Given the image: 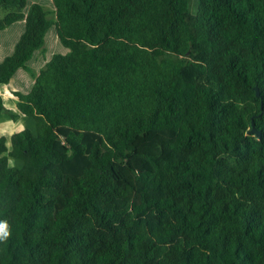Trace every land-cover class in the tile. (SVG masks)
<instances>
[{
    "label": "trees",
    "instance_id": "trees-1",
    "mask_svg": "<svg viewBox=\"0 0 264 264\" xmlns=\"http://www.w3.org/2000/svg\"><path fill=\"white\" fill-rule=\"evenodd\" d=\"M53 3L0 0V264H264V0Z\"/></svg>",
    "mask_w": 264,
    "mask_h": 264
},
{
    "label": "rangeland",
    "instance_id": "rangeland-1",
    "mask_svg": "<svg viewBox=\"0 0 264 264\" xmlns=\"http://www.w3.org/2000/svg\"><path fill=\"white\" fill-rule=\"evenodd\" d=\"M49 30V29H48ZM55 35V37L52 35ZM48 38L46 48L42 52V56L49 59L54 53L66 51L67 48L61 43L59 37L54 29L48 32ZM55 38V39H54ZM57 41V44L55 43ZM33 68V67H32ZM35 69V68H33ZM37 71V69H35ZM39 70V69H38ZM24 76H27L30 81H34L31 73L28 70L20 68V70L14 74L13 79L8 84L3 85L2 93L4 99V109L1 113V131L6 135H10L12 132L22 130L23 128H35V121L32 117L22 114L16 106V97L11 94V88L20 89L23 92H27L30 89V85H27V81H24ZM29 86V87H27ZM13 164H20V160H12Z\"/></svg>",
    "mask_w": 264,
    "mask_h": 264
},
{
    "label": "crops",
    "instance_id": "crops-1",
    "mask_svg": "<svg viewBox=\"0 0 264 264\" xmlns=\"http://www.w3.org/2000/svg\"><path fill=\"white\" fill-rule=\"evenodd\" d=\"M30 3L31 2H39L44 4L47 7L53 8L54 7V3L53 0H28ZM3 11L0 7V17L2 16ZM25 29V20L21 19L18 21L13 22L12 24H10L9 26L5 27L4 29H0V60H3L5 58V56L11 54L14 50V47L17 43V41L19 40L21 34L23 33ZM51 29H55L54 26L50 27L49 30L46 33V43H47V38H48V32ZM57 34V33H56ZM55 37V35L53 34L52 37ZM55 39V38H54ZM55 43L57 44V41L55 40ZM47 50V48H45ZM65 52V51H63ZM42 52H40L39 50H36L33 54V56L29 59L28 61V65H30L31 67L35 68V69H40L45 62L48 60L47 58L42 56ZM24 69V68H23ZM20 70V68L15 72V74ZM25 70V69H24ZM24 81L30 85V88L33 84V81H30L29 78L27 76H24ZM29 87V86H27ZM30 90V89H29Z\"/></svg>",
    "mask_w": 264,
    "mask_h": 264
},
{
    "label": "clouds",
    "instance_id": "clouds-1",
    "mask_svg": "<svg viewBox=\"0 0 264 264\" xmlns=\"http://www.w3.org/2000/svg\"><path fill=\"white\" fill-rule=\"evenodd\" d=\"M9 235L7 224L0 222V241H5Z\"/></svg>",
    "mask_w": 264,
    "mask_h": 264
},
{
    "label": "water",
    "instance_id": "water-1",
    "mask_svg": "<svg viewBox=\"0 0 264 264\" xmlns=\"http://www.w3.org/2000/svg\"><path fill=\"white\" fill-rule=\"evenodd\" d=\"M256 93H257V95L260 94V93H259V90H258L257 87H256ZM249 131H250L251 133H252V132L257 133L259 137L261 136V132H260V131L254 126V123H253V125H252V127H251V129H250ZM64 139H65V137H64Z\"/></svg>",
    "mask_w": 264,
    "mask_h": 264
}]
</instances>
